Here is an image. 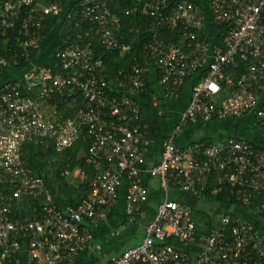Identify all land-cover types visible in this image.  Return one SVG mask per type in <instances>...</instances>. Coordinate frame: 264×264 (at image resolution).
Segmentation results:
<instances>
[{"label": "built area", "instance_id": "2783aa9c", "mask_svg": "<svg viewBox=\"0 0 264 264\" xmlns=\"http://www.w3.org/2000/svg\"><path fill=\"white\" fill-rule=\"evenodd\" d=\"M44 1L48 6L38 0H0V37L17 40L16 49L0 55V264H20L15 256L21 242L27 264L73 263L87 249L91 229L107 225L124 182V224L140 225L148 192L139 173L152 139L139 99L148 93L151 74L162 90L159 99L151 95L154 106L178 100L187 85L190 101L172 136L161 140L160 158L149 176L165 193L176 188L192 197L202 196L212 178L210 195L227 193L264 213V150L235 138L184 148L174 144L183 127L195 124L251 115L264 126V0H206L205 6L176 0L172 8L171 0H138L140 14L151 20L144 26L151 40L140 61L118 73V98H109L104 66L91 60L90 45L67 44L54 72L32 61L45 20L64 9L62 0ZM77 4L71 11L96 27L106 52L126 50L119 41L120 22L106 0ZM136 10L126 9L124 15ZM176 30V43L161 38ZM9 71L20 72L19 79L2 83ZM65 91L80 94L74 118L45 117L41 103ZM79 140L88 141L86 163L93 176L82 202L60 207L43 179L26 168L22 148L32 143L64 150ZM3 190L15 200L40 198L39 214L15 219ZM108 264H264V234L243 218L232 221L221 214L207 234L197 236L193 208L166 198L144 225L140 244Z\"/></svg>", "mask_w": 264, "mask_h": 264}, {"label": "trees", "instance_id": "16d2710c", "mask_svg": "<svg viewBox=\"0 0 264 264\" xmlns=\"http://www.w3.org/2000/svg\"><path fill=\"white\" fill-rule=\"evenodd\" d=\"M38 1L44 7L48 6V2L44 0ZM78 1L79 0H62L60 6H63L64 8L63 13L56 17H47L42 29L43 40L41 45H38L39 50L34 53V55L37 53L38 56L36 55L34 58H32V61L36 63L41 51H43V44L45 43L47 37L51 35V33L53 38L56 40L54 43L56 45H51V60L49 61V59H43L39 63L42 66L51 69L53 72L60 70L59 59L57 56L62 52L67 44L90 45L89 57L93 62H102L104 66V74L108 82L107 94L109 98H118L119 92L121 91L119 84L122 83V77L119 76L118 73L123 69H127L134 60L138 62L140 61L144 48L150 43L151 40V37L146 33L144 26L149 24L151 20L150 18L140 14L142 4H139L138 0H106L111 13L120 22L121 31L119 34V41L121 45L126 48L125 51L118 50L106 52L104 48L97 42L96 27L90 22L81 19L77 15H74V11H71L72 8H76L78 6ZM176 2V0H171L168 3L169 8H172ZM135 8H137V10L132 12L130 15H124L126 9L133 10ZM214 28L217 29V27ZM161 38L165 41L176 43L179 38V32L177 30L173 32H164ZM4 41L7 44H5ZM16 45V39L10 36L5 38L0 37V55H6L11 50L16 49ZM3 78L1 80H3ZM1 82L4 83L3 81ZM148 82V93L143 94L140 97L139 107L142 112V103L150 111V115L152 117H157V112L161 110V104L158 103L157 106L153 105ZM73 98H75V103L72 102ZM80 107V94L76 93L74 96H70L66 91L63 95L54 96L50 100L42 102L40 106L45 117L56 120L73 119ZM146 123L150 138H159L160 128L153 122L152 118H147ZM199 142L212 143L209 141ZM87 146V140H79L72 147L64 150H57L52 145H34L32 143L25 144L22 148V160L26 168L32 170L35 176L43 179V181L51 190L55 202L60 207L67 204L75 205L85 199L88 186L93 176L92 167L86 163V157H80L82 154V149H84L83 147H85L87 150ZM77 169H79L81 174H83L80 184L78 186L70 185L67 180L68 176H65L64 173L67 172L70 175ZM214 184V179L209 178L206 188L202 192V196L189 197L195 200H203L207 203L216 202L222 205H237L242 209L240 214L242 213L243 215V213H245L247 215L244 216L245 218L249 219V221L253 223H255L257 220L258 224H262L264 226V213H257L256 206L244 207L239 202H236L234 197H231L227 193H220L216 196L210 195L211 190L215 187ZM3 191L13 203V217L15 219H32L33 216L39 214V204L41 202L40 198H25L21 200H15L12 199L9 190ZM230 216L232 221L237 218V216ZM193 219L195 222L197 236L201 234H207L210 228L213 227L217 221L216 219L212 220L207 213L194 210V208ZM255 228L257 231H259L258 226L255 225ZM92 231L93 230L91 229V235ZM167 243L179 248L181 247L174 241H168ZM15 258L20 264L28 263L26 243L21 242V249ZM75 264H77V262H75Z\"/></svg>", "mask_w": 264, "mask_h": 264}, {"label": "crops", "instance_id": "0c3cea01", "mask_svg": "<svg viewBox=\"0 0 264 264\" xmlns=\"http://www.w3.org/2000/svg\"><path fill=\"white\" fill-rule=\"evenodd\" d=\"M51 40H52V43H51ZM53 40H54V42H53ZM55 41L56 40L53 38V35L51 33V35L47 37L45 43L43 44L44 45V47L42 49L43 51H41V53L39 55V58L36 61L37 63H39L43 59H49V61L51 60L50 55L52 54V51L51 50L50 51H45V48H46L45 46H47L49 44L56 45V44H54ZM9 73L12 74L13 72L11 73L9 71L8 74ZM8 74L7 73L5 74V76L3 78V82H6L5 80H7V81L10 80L8 78L6 79ZM148 85H149L150 94L154 98H157V99L161 98L162 90H161L160 86L158 85V80H157V77H156L155 74H151L150 75ZM189 101H190V87H189V85H187V86H185L183 88L178 100H176L174 102L160 103L161 104L160 105L161 111L163 112V115H161V116H157L156 115L157 117H152L150 115V111L146 108V106L143 105L141 102L140 103H141V106H142V109H143L142 113L145 114L148 118H152L153 122L158 125V122H159L158 120L165 116L166 111L168 109L170 111H172L175 114V116H177L178 122H179L180 116L183 113L184 109L187 107ZM248 116L251 117V115H248ZM212 122H215V121H212ZM212 122L200 123V124H195V125L201 126V127L197 128L198 130L203 129L205 131L206 129H208V127H210ZM191 126H194V125H191ZM203 126H206V128H202ZM255 127H257L259 132H260L258 135L254 134L252 136H249V135H247V133H245V131H241L240 135L242 136V138L229 137L227 135V137H221V138L217 139V140H220V141H217V142L221 143V142H224V141H226L228 139H232V138L241 139V140H243V141H245L247 143H250L251 145H253V146H255V147L259 148V149L264 150V126H260V125L256 124ZM191 129H195L196 130V128H190V130ZM195 130L189 131L187 133V135H185L186 137H182L180 139V144L181 145H179V146L176 145V146L178 148H184V147H186V146H188V145H190V144H192L194 142H199V141L208 142V140H209V142H211L210 141V137L213 136L212 133L214 131L212 133H210L208 130L206 131V133L200 132V133H202V135L199 134V137L196 138V139H193V138L189 139V137L192 135L191 133L194 132ZM214 130H216V129H214ZM171 133H172V130L170 132H168V134L161 135V130H160V135L161 136H159V138H157V139L151 138L152 139V143H151V145L149 147V150L147 151V153L145 155V158H144V161H143L142 165L140 166L139 178H140L141 183L145 186V188H146V190L148 192V201H147V204L144 206V209H143L144 217H143L142 222L140 223V225H138V226H126L124 224V213H123V211H124V207H125V203H126L127 184L124 182L122 187L119 189V199H118L117 206L114 209V211H113V213H112L107 225H105V226H106V228L111 227L112 229H114L115 232L123 231L122 236H123L124 239H127L130 235L131 236L132 235L139 236L138 233L141 234V236H143V234H144V225L146 223L150 222L154 218L156 207L161 201H163L166 198L169 199V200L180 201L179 200V198H180L179 197V195H180L179 190H177L176 188H173V189H171V190H169L168 192L165 193L159 187V180L156 179V178L150 177L149 174H148L149 173V169L151 167H153L154 165H156L158 163V161H159V158H160V152L159 151H160V142H161V140L163 138H165V137L170 136ZM83 148L84 149H82V154H81L80 157H82V156L86 157V149H85V147H83ZM82 177H83V174H81L80 170L77 169V170H75L72 174H70L67 177V180H68V183L70 185L78 186L80 184V181H81ZM180 202H183V201H180ZM244 216H247V215L245 213H243V215H242V213H241L239 215V218H243V219L249 221V219L245 218ZM112 221L116 222L117 228H114V227H112L110 225V224H112ZM249 222L254 227H255V225L258 226V228H259L258 232L264 234V226L262 224H258V221H255V223H253L251 221H249ZM92 232L93 233H92V236H91V240L89 242V245H88L87 249L85 250V252H83L75 260V262H77V264H93V262L91 263V259L89 258L90 257V255H89V246H90V244H91V242L93 241L94 238L103 235V226H101L98 229H95ZM126 249H127V247H126ZM118 256H120V255H118ZM118 256H116V257H118ZM116 257L110 256L106 260L105 264H108L109 261L112 258H116ZM92 260H93V256H92ZM75 262H73L71 264H75Z\"/></svg>", "mask_w": 264, "mask_h": 264}, {"label": "rangeland", "instance_id": "374dc122", "mask_svg": "<svg viewBox=\"0 0 264 264\" xmlns=\"http://www.w3.org/2000/svg\"><path fill=\"white\" fill-rule=\"evenodd\" d=\"M196 2L200 5L205 6L206 0H196ZM54 42V40H53ZM52 43V40H51ZM51 50V44H49L46 48L45 51H50ZM12 73V72H11ZM19 75H21L20 72H13L12 74H8L6 79H19ZM158 127L161 130V135L168 134L172 130V133L170 136H172L174 128L176 125H178V118L175 116V114L170 111L169 109L166 111V114L164 117L158 120ZM228 122V123H227ZM256 123L252 117L245 116L240 119H228L224 121H215L212 122L210 127L206 129L205 131L203 129L198 130V127L201 126H186L183 127L182 130L174 136V144L179 146L180 144V139L182 137H186L187 133L191 130L190 128H196L194 132H192L191 136L189 139H196L199 137V134L202 135L200 132L206 133L208 130L210 133H212L213 136L210 137V141L212 143H218L217 140L221 137H239L242 138L240 135L241 131H245L247 135L252 136V135H258L260 132L257 127H255ZM258 125V124H257ZM202 128H206V126H203ZM210 128V129H209ZM216 129V130H214ZM237 133V134H236ZM160 135V136H161ZM168 136V137H170ZM209 141V140H208ZM179 200L187 203L191 207L194 208V210H198L200 212H205L209 215V217L212 220H217V218L221 214H228V215H233L239 217L240 212L242 209L237 206V205H222L219 203H207L204 202L203 200H195L193 198H190L188 195H185L180 192L179 195ZM239 214V215H238ZM257 221V220H256ZM112 227L117 228L116 222L112 221V224H110ZM95 229H93L94 231ZM93 233V232H92ZM123 231H117L115 232L114 229L111 227L106 228V226H103V235L98 236L93 239L89 246V255L91 259V263L93 264H105L106 260L110 256H118L126 247H134L137 244H140L141 242V234L138 233L139 236L136 235H130L127 239H124L123 236ZM93 256V260H92Z\"/></svg>", "mask_w": 264, "mask_h": 264}]
</instances>
